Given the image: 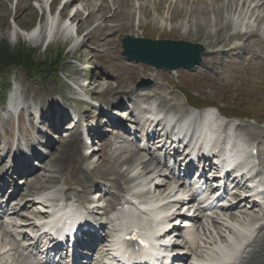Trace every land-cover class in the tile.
I'll list each match as a JSON object with an SVG mask.
<instances>
[{"label": "rangeland", "instance_id": "374dc122", "mask_svg": "<svg viewBox=\"0 0 264 264\" xmlns=\"http://www.w3.org/2000/svg\"><path fill=\"white\" fill-rule=\"evenodd\" d=\"M25 1L26 0L23 1V6L25 5ZM44 1L47 4L49 0ZM63 1L64 0H58L55 7L56 12L54 15L57 21L56 26L65 22H67V24L71 22L72 27L81 31H79V36L75 34L74 30H72V32H60L59 34L55 31L54 33L56 34H50L52 40L50 43H46L48 40L47 31L40 35L38 43L32 41V39L25 38L24 36L20 37L17 32V35L11 34L16 26L14 15L16 11L20 9L22 0L4 1V7L0 8V47L3 44L7 45L11 51H19L22 46L25 47V49H28V51H25V54L31 56L32 61L30 62L31 64H29L33 67L29 75L20 66L9 67L5 71L0 69L1 147L9 146L10 142L18 134V131L16 130L17 124L13 123L14 126H12V120H8L4 117L5 113L3 110L4 105H6L8 93L14 89L17 84L19 86L18 92L21 95H34L39 92L43 96L44 101L42 102L39 99L37 105L41 110L47 111L49 110L48 107L51 100H54V102H51V105L53 106L56 99L57 101L60 99L59 93H61L63 97H68L67 94L69 96L72 94V96L76 97V91H83L81 87L75 85L77 80H80L83 84H87V79L90 81L94 78H100L101 73L106 72L110 76L109 79L106 77V80L101 79V81H107L108 79L112 86L119 87L122 92L127 91V88H135L137 90L143 88H139L138 83L142 79H145L151 81L147 87H153L152 94L156 95V99H160V96H162L166 100H169V102L176 103V108H186L187 105L185 104H188L189 101L190 103H196L199 106H203L204 104L217 105L219 106L218 110L221 112H226L225 109H227L233 114H239L242 116L247 115L256 118V120L253 119L244 122L234 118H227L225 121L229 120L232 123L231 125H234L233 127L239 125L241 122L243 128L240 129L236 126L234 131L235 135L242 138L249 147L255 146L257 148H264V5L261 4L262 2H259L255 9H257V12H260L263 17L258 21L257 19L255 21V16L253 15L252 10L253 5L248 10L249 2L244 3V0H240V5H238L239 0H131V6L126 8V11L128 10L132 12V21L123 18L117 19L116 21L109 20L107 25L110 27V30L100 33L94 30L95 23L93 20L92 22H87V10H82V13L79 16L72 17V20L69 22L68 17L76 13L78 5L74 6L75 8L64 11V9H61ZM101 1L102 0H92L94 3L92 9L96 12V23L101 21L99 18L100 15L97 13V8ZM30 2L34 6L33 12L25 10L24 7L23 9L18 10V15H21L19 21L27 30L40 26L50 17L48 7L41 10L42 8L39 7L38 0H31ZM80 3L81 5H79V7L82 8V3H84V1L81 0ZM107 3L112 7V0H107ZM95 5H97V7H95ZM242 7L243 9L240 11V8ZM231 8H233L232 11ZM237 9L239 12H237ZM229 12L230 14H228ZM234 13H236V15ZM108 14L110 15L111 12ZM59 16L61 18H59ZM251 16L253 17L251 18ZM249 23L250 27L248 26ZM140 25L143 28V33H139L138 30L137 32L135 31ZM245 25L250 33H255V31H257V34L248 37V39L247 37H243V39L237 37V34L234 36V33L240 32L241 28H244ZM261 27H263L262 31ZM88 31H93V38L89 39L88 42L85 40L84 43H86V45L83 46L81 50H76L79 42L83 41L84 35ZM258 32H262L261 34L263 36ZM100 34L102 40H98ZM126 35L157 39H184L195 43H201L205 47V52L203 54L205 60H202V62L193 69L180 68L179 70L172 71L173 73L163 68L157 69L154 66L145 63L129 61L122 55L121 40ZM225 43H227V45ZM245 43L247 45V50L245 51L239 50L221 54L213 52V50L219 47L222 48L221 46L230 48L234 47V45H245ZM84 51H86V54L84 55V58H82L81 55ZM68 84L72 88L71 91L70 89L65 88ZM103 85L106 84L104 83ZM74 86H76V88ZM104 88L105 86L97 87V85L93 88V95L96 97V100L98 99L97 101H94L96 106L85 102L89 105L87 106L88 109L86 114L91 112V116L94 115L97 117V119L91 121L93 126L97 124L98 118H101L100 120H102L103 116H105L104 113L98 110L97 106H100V104H108V99L111 98L109 96L108 98L106 97ZM188 93H191L193 96L200 99L201 102L189 99L187 97ZM82 96L83 94L81 95V98ZM77 100L76 97V100L71 99L69 102H64L63 104L65 107H69L72 113H78L83 108H86V106L84 101ZM128 100L129 99H125L126 102L131 101ZM57 103L62 102L59 100ZM51 107L50 112L54 113H52L53 115L51 113L50 115L46 113V117L51 115L55 117V115H57L55 113L56 110L54 111ZM86 114H84V116ZM91 116H89V118ZM116 116L121 117L122 115L116 114ZM87 117L88 116H85L84 118L86 119ZM56 118L58 119L59 116L57 115L55 119ZM82 123L86 122L82 121ZM29 125L32 127L29 118L25 117V121L22 124L21 135L27 139L35 136L37 130H40V128L45 129L44 131H47L53 140L57 141V138L67 137V132H65L66 129H64L62 125L61 134L60 131L58 132L60 129L57 128L56 132L47 129L43 125H39L37 126L39 128L36 127L35 129L28 128ZM11 129H13L12 132ZM102 130L112 137L114 140V146L110 148L107 141H105L103 143L102 151L97 149V154H95V156L90 159L87 157L83 160L84 163H88H85V165L90 166L89 169L94 168V171L90 170V173L88 172L85 174L87 181L91 180V182H95L94 186L95 184H98L96 181L102 179L99 177L101 173H104L107 176H113L112 173H116L115 175L118 176L121 169L125 170L127 168L126 164L122 165L120 163L124 157H127L132 153L131 150L133 151L130 146H132L134 142L130 140L131 138L129 134H126L125 138L116 137L118 132L114 130L113 126L110 124H107ZM250 134H252L251 137L249 136ZM89 143L91 148L95 146L100 148V145H98L96 141L92 143L89 141ZM115 145L117 146L115 147ZM42 148L44 152L53 151L52 147L50 149L46 147ZM101 155H103V157L106 155L105 157L107 159H110L111 156L114 158H111L113 159L111 162L106 163L103 162L102 158L100 161H96ZM254 159L257 160L259 169L263 167L264 151L259 152ZM9 160L10 159H6L5 162H9ZM35 161L37 164L43 163L42 160ZM37 167L41 168V165H38ZM112 167L117 168L115 171H108L111 170ZM106 171H108L107 174ZM55 175H58V182L56 181L57 183L50 184V186L58 188V185L59 187H62L60 189H62L63 194L69 193V196L74 198L73 189L75 186L78 187V185H76L74 181H71L69 185L66 183V181L70 180L69 174L55 173ZM14 177V183L11 184V187H9L8 191L4 194L5 200L9 199L11 191L13 190V187H15V183L21 179L20 175ZM65 184L67 185V188ZM126 187L130 188V185H123L124 190H122L121 193L123 192L124 195H128L126 193L128 190L125 189ZM63 188H66V190H63ZM76 189L80 192L81 187L79 186ZM98 191L105 194L110 190L109 187L105 186L98 189ZM99 194L100 193L95 194L94 196H99ZM110 197L113 201L114 198H118L119 195H116V197L111 195ZM124 201L125 200L122 199V202ZM10 206L12 207V205H9V207ZM116 206L119 205L116 204ZM215 210L218 209L215 208ZM222 216L224 215L222 214ZM227 216L225 215L226 218ZM200 221L208 223L204 217L200 219ZM198 231H201L200 224L199 226H196L195 233ZM3 234V229H0V241L4 236ZM4 238L8 241L10 237L4 236ZM18 257V253H12L10 260H12V258L18 259Z\"/></svg>", "mask_w": 264, "mask_h": 264}, {"label": "bare ground", "instance_id": "6f19581e", "mask_svg": "<svg viewBox=\"0 0 264 264\" xmlns=\"http://www.w3.org/2000/svg\"><path fill=\"white\" fill-rule=\"evenodd\" d=\"M4 1H8V0H0V8L4 7L5 4ZM23 1L24 0H22L20 4V9H23L24 7L25 10L33 12L34 6L30 2L31 0H26L24 6H23ZM80 1L81 0H66L64 11H66V9H69V6H71L73 3L75 5H78L76 13L74 14L73 17L79 16L82 13V10H87L88 11L87 22H92L93 20L95 23L94 30H96L97 32L102 33L103 31L110 30V27H108L107 25L109 20L116 21L117 19L123 18V19H127L128 21H132L131 19H133L132 12L128 10L126 11V8H129L131 6L130 4L131 0H112V7L108 5L107 0H102L100 4L98 3L99 5L97 8V13L100 15L99 18L101 20L98 23H96L97 22L96 12L94 11V9H92L94 5L92 0H82L84 1V3H82L83 4L82 8L79 7V5H81ZM38 2H39L38 4L39 7L42 8L43 0L42 1L38 0ZM239 2L240 0L238 1V5H240ZM248 2H249L248 10L253 5L252 6L253 15L255 16V21L256 19L258 21L263 16L260 12H257V9H255V7L258 6L259 2H262L261 4L264 5V0H244V3H248ZM95 7H97V5H95ZM243 7L240 8V11H242ZM232 9L233 8H231V11ZM18 10L14 15V21H16V26L14 27V31L12 33L13 35L16 34L17 32V34L20 35V37L24 36L25 38L32 39V41L38 43L40 39V35L45 33L46 31H47V36L48 34H51L52 32L55 31L57 32V34L66 31L72 32L73 27L71 26V24H67V22L60 24L59 26H56V19L53 13L52 15L54 17L52 16L53 17L52 19H50L49 17L45 23L41 22L42 24L40 26H36L31 30H27L25 26H23L22 23H20L19 21L21 15H18L19 12ZM109 12H111L110 15L108 14ZM237 12H239V10ZM228 14H230V12ZM234 14L236 15V13ZM252 17L253 16H251V18ZM68 19L72 20V18L69 17ZM246 25L244 27L245 29H243L242 27L240 32L234 33V36L237 34V37H241L242 39L243 37H247L248 39V37H252L255 36V34H257L256 33L257 31H255V33L253 32L250 33L248 28H246L247 27ZM249 25L250 23L248 24V26ZM262 29L263 27H261V31ZM137 30L139 33H143L142 32L143 28L141 27V25L138 26L135 31L137 32ZM261 33L260 35H262ZM93 35H94L93 31H88L84 35L83 41L79 42L76 50H81V48L86 45L84 41L86 40V42H88L89 39L93 38ZM98 40H102L101 34L98 36ZM225 44L227 45V43ZM221 47L222 48L219 47L213 50V52L221 54L231 51L234 52L239 50L240 51L247 50L246 43L245 45L243 44H239L236 46L234 45V47H230V48H226L223 46ZM85 54L86 51L82 53L81 57L84 58ZM202 60L205 59L202 57ZM106 77H108L109 79L110 76L108 73L103 72L101 73L100 78L92 79V81H90L88 85L89 87L86 88L87 89L86 92L89 93L92 92L91 94L93 95V88L95 85H97V87L105 86L104 92L106 93V97L107 98L108 96L111 97L108 99L109 101L107 100L108 104L105 105L107 107H112V106L115 107L116 111H114V113L121 114L120 112H127V117L123 119L121 117H115L111 114H107L105 117H103L102 120L98 118L97 120L98 122L96 126L92 127L89 130V132L91 133V135L95 134L98 137H100L101 151L103 149L102 147L105 141H107L108 146H110V148H112V146L114 145L112 137L102 130L103 127H105L107 124L113 126L114 130L118 132L116 137L125 138L126 134L129 133L131 134V127L127 124V121L125 119H131L133 121L132 124H135L137 127L139 125L147 124L149 122V119L147 117H144L143 120H141L140 117H138L139 114H144V104L149 105L155 103L158 109L171 112L174 114L178 113L180 114V117L186 116L191 111H193L190 108L193 107L194 104L197 106V109L199 110H201L202 107L197 105L196 103L192 104L188 101L189 105L185 104L187 105L186 108L183 109L176 108L177 105L176 103L169 102V100H166L162 96H160V99L158 98L156 99V95L152 94L153 87L146 86L140 88L139 90L135 88H131V89L127 88V91L122 92L119 87L112 86L110 81H108V79L107 81H101V79H105ZM104 83L106 85H103ZM82 84L83 82H81L80 80H77L75 83V85L77 86H82ZM74 87L76 88V86ZM18 88L19 86L17 84L14 88L15 90L13 92L11 91L12 93L18 94L17 95L18 99L14 100V98H12L11 100H9L10 101L9 104L4 105L3 110H5L7 114L9 112L8 109L11 107V105L14 102H18V104L22 102L24 105H26L29 113L33 114L32 111L34 110H39L40 112H42L44 118L43 120L45 122L44 124L47 125V128L54 131H56V128L60 129L58 130V132L60 131V134L62 131L61 125L63 126V128H65L67 127L66 126L67 124L69 125L74 122V119H71L69 121V119L72 116V112L70 108L65 107L63 103L69 102V100L71 99L76 100V97L78 99L77 101H81L80 96L82 93L80 91H76V95H77L76 97L72 96V94L70 96L67 94L69 98L65 96L63 97V95L59 93L60 95L59 100L62 101L67 100V101H63L62 103H57L59 102V100L57 101L56 99V102L52 106L51 102H54V100H51L50 105L52 107L49 105L48 107L49 110L43 111L37 105L39 99L42 102L44 101L43 96L39 92L34 95L22 94L23 95L22 96L19 95L20 93L18 92ZM65 88L70 89V91L72 89L69 84L66 85ZM94 98L96 99L95 96ZM125 99H129V101L131 100L130 102L133 105L131 103H127ZM85 106L86 108H83L82 111L79 112V115H81L82 117L88 116L87 118L89 121H92L93 119L94 120L97 119L96 116L94 115L91 116V112L86 114L88 109L87 106L89 105H85ZM50 107L54 111L56 110L55 113L59 116L58 119L57 118L55 119L57 115H55V117L52 116L53 115L52 113L54 112H50ZM118 108L121 109L122 111H119ZM98 110H100V112H105L103 107L101 106L98 107ZM46 113L48 115H50L51 113L52 115L46 117L45 116ZM225 113L227 112L225 111L221 112L220 110H218L219 115H224ZM84 114L86 115L84 116ZM198 114L203 115L201 111ZM89 116L91 117L89 118ZM6 119L12 120V117L11 119H9L8 117ZM80 119L75 122V125L73 127L68 128V130L71 129V131L67 134L66 138L64 137L57 138L58 139L57 141L53 140V138L51 139V135L47 131H44L43 129L38 130L37 132L38 135L36 133L35 136H33L34 138L32 137L33 139L24 138L21 134L17 135L16 141L13 143V146L17 145L18 148L16 149V151L18 150V152L15 158L12 159L9 163L5 162L6 158H8L9 146L1 147V140H0V149L2 152L1 153L2 155H0V213H3L4 216L8 218V222L6 223H3V220L2 221L0 220V229H3L4 232L3 235L5 237H10L9 240L7 241V239L4 238L3 236L0 241V264L28 263L29 258L34 256V254L31 252L30 249L40 247L42 243V238H44V236L40 235L37 240H34V238L30 237V233L34 232V230L38 228L40 219L48 218L49 214L47 211L44 210V208L54 205L55 203H61L62 201H67V202L74 201L77 202V204H81L86 209L90 210L89 213L93 216L94 221L96 222L95 227L96 228L99 227V228L94 230L87 229V231L84 229L88 240L85 241L84 236H82L81 238H78L77 242L78 244L84 246L87 249L88 255L91 256L95 255L96 259L101 260L103 255L98 254L96 249L98 248V246L104 245L108 240V238L113 234V232L117 230L114 227V223H113L114 221L113 217L115 216V215L113 216V211L116 210L115 205L121 202L122 196L124 197L123 192L121 193V191L124 190L123 188L124 184L130 185V188L126 187L125 189H128L127 192L131 193L132 197L137 194L144 195V197L148 196V194L151 192L152 189V186L149 185L152 183H154V191L157 193L159 198H168L173 193L177 194L181 191V187H178V190H176V188L173 186V182L170 176L164 173V168L168 166L167 158L170 155L171 149L167 147L164 150L163 152L164 161L163 159L153 155L152 151L150 150V147H152L155 144V141L158 138L156 135L159 134V132L161 131L158 125H155L152 128L148 127L146 131V135L148 138L147 147L149 148V150L143 149L142 152L141 147L135 145V143L132 144V146H130V148L133 149V151L130 149L132 153L129 156L124 157L120 163L122 165L126 164L127 166L125 170L121 169L120 170L121 172L119 171L120 172L119 175L121 177L119 175L116 176L115 175L116 173H112L113 176H107L104 173H101L99 177H101L102 179L101 180L98 179L99 181H96L98 184H95L94 186L95 182H91V180L87 181L85 175L90 170L94 171L93 170L94 168L89 169L90 166L85 165L86 162L84 163L83 160H85L87 157H89L88 159H90L95 154L94 152L87 153L84 151V148L88 147L87 145L88 143L87 141H85V138L81 135V123L79 122ZM196 122H197L196 119H191L190 121L192 125H195ZM31 124H32V128H35L39 125L38 122H35L34 120L33 122L31 121ZM236 126L239 127L240 129L243 128L242 123H239V125ZM226 127L227 125H225L224 128ZM249 136L251 137L252 134H250ZM135 137L137 139V136ZM41 145L46 146L48 149L52 147L53 151H47L46 153H44L43 151H41V149H39L40 148L39 146ZM116 146L117 145H115V147ZM26 151L28 152V154H26ZM259 151L260 152L264 151V148L263 147L260 148ZM105 156L103 157V155H101V157L98 158V160L96 161H100V159L102 158L103 162L106 163V162H111V160H113L111 158H114L113 156H111L110 159H107ZM34 158L36 160L42 159L43 163L36 164V162L33 161ZM192 164L193 163L191 162V165ZM38 165H41V168L37 167ZM116 168L117 167H112V169L108 171H112V170L115 171ZM212 168L213 166L207 163L205 165L203 176L211 172ZM108 171H106V174ZM11 172H13L15 175L16 174L21 175V179L16 183V186L13 188L9 200L5 202L4 195L2 194L4 191L7 192L11 184L14 183V178H13L14 175L11 176ZM55 173L69 174L70 180L66 181V183L69 185L71 181H74V183L78 185V187L79 186L81 187L80 192L77 191L76 188L78 187L75 186V188L73 189L74 198H71L69 196V193L63 194L62 189H60L62 187H59L58 185H57L58 188H55V186H50V184H55L58 182L57 179L58 175H55ZM246 181L247 180L237 181L235 183L236 190L237 189L241 190V188L246 185ZM2 182H4L3 183L4 185L1 184ZM141 184L148 186L147 189L141 193L135 192L133 190L134 187ZM105 186L109 187L110 191H108L105 194L101 193V191H97L101 187H105ZM66 188L65 189L63 188V190H66ZM94 193H100L101 195L99 194V197L96 198L92 196V194ZM239 193H240L239 191H235L233 193L236 199L240 197ZM109 195L110 196L112 195L114 197H116V195H119V197L114 198V200L112 201ZM124 199L128 200V197H124ZM248 199L249 198L247 197L244 198L240 197L237 203L234 204L232 203L227 209H221L222 210L221 212L225 215H228V218L231 221H233L234 223H241V225L246 224V222H248L250 224V229H251L250 237L247 238L244 242H242L240 249L234 254L233 258H226V259L224 258L222 260L223 264H264V218L259 217L257 210L258 205L256 203H254L250 207H246L245 202H247ZM87 202L90 203V206H92L95 202L101 203L103 204V206L99 204L101 207H98L97 209H95V207L93 209L91 207L87 208L86 206ZM104 202H105V206H104ZM9 205H12V207L11 206L9 207ZM211 206L213 209H215L216 203L213 202ZM204 215H205L204 211L197 209L194 222H195V226L200 224L202 231H199L194 239H191L189 242L188 241L184 242L183 240L179 241L178 239H175L172 243V247H174L177 251L176 252L177 259L178 258L181 259L182 264H191L188 263V259L190 258L191 259L205 258L206 256L205 253L208 251H215V249L219 248L220 242L222 243L228 242V236L226 235V231L230 233L234 232L233 227L227 223V219L221 217L218 212H216V215L215 214L207 215L209 224H205L203 221H200L201 218L205 217ZM186 220L189 221L191 219H186ZM10 224L16 230L21 231L20 236L27 241V245L19 244V241L15 235V229L10 227ZM105 227L108 229V231L101 232V230H104ZM12 253L13 254L18 253L19 254L18 259H13L15 257L13 255L14 257L12 258V260H10ZM77 254H75L76 259L79 258V254L78 255ZM5 259L6 260L9 259V260L6 261ZM81 263H83V259Z\"/></svg>", "mask_w": 264, "mask_h": 264}, {"label": "water", "instance_id": "95a60500", "mask_svg": "<svg viewBox=\"0 0 264 264\" xmlns=\"http://www.w3.org/2000/svg\"><path fill=\"white\" fill-rule=\"evenodd\" d=\"M122 42L123 54L128 59L151 64L158 69L193 68L201 61V54L204 51L203 45L188 41L154 40L128 35ZM146 83L143 81L139 85L143 86Z\"/></svg>", "mask_w": 264, "mask_h": 264}, {"label": "trees", "instance_id": "16d2710c", "mask_svg": "<svg viewBox=\"0 0 264 264\" xmlns=\"http://www.w3.org/2000/svg\"><path fill=\"white\" fill-rule=\"evenodd\" d=\"M21 49L19 51H11L7 45L3 44L0 47V69L5 71L9 67L20 66L29 75L33 68L32 65H30L32 59L31 56L25 54V51H28V49H25L23 46Z\"/></svg>", "mask_w": 264, "mask_h": 264}]
</instances>
